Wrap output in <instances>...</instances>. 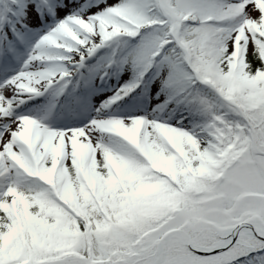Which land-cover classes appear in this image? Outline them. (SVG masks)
<instances>
[{
  "label": "snow or ice",
  "instance_id": "1",
  "mask_svg": "<svg viewBox=\"0 0 264 264\" xmlns=\"http://www.w3.org/2000/svg\"><path fill=\"white\" fill-rule=\"evenodd\" d=\"M0 264H264V0H0Z\"/></svg>",
  "mask_w": 264,
  "mask_h": 264
}]
</instances>
